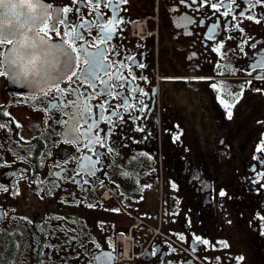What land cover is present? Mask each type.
Segmentation results:
<instances>
[{
	"label": "flooded vegetation",
	"instance_id": "flooded-vegetation-1",
	"mask_svg": "<svg viewBox=\"0 0 264 264\" xmlns=\"http://www.w3.org/2000/svg\"><path fill=\"white\" fill-rule=\"evenodd\" d=\"M44 3L103 66L48 96L0 76V264H264V4Z\"/></svg>",
	"mask_w": 264,
	"mask_h": 264
},
{
	"label": "snow or ice",
	"instance_id": "snow-or-ice-1",
	"mask_svg": "<svg viewBox=\"0 0 264 264\" xmlns=\"http://www.w3.org/2000/svg\"><path fill=\"white\" fill-rule=\"evenodd\" d=\"M80 2L83 3L84 0H80ZM99 2L100 0H88V3L97 6ZM112 2L113 0H107L109 4ZM118 2L126 3L127 0H118ZM191 3H197V0H191ZM249 3L251 4L252 0H249ZM255 3L264 4V0H255ZM209 6L219 11L218 4L211 3ZM78 10L77 7L76 11ZM117 11L118 9L114 10V19H118L116 17ZM63 12L68 13L69 7H64ZM223 14L227 15L228 13L224 12ZM248 15L249 18H252L251 13ZM51 18L49 5H46L44 0H0V76L7 75L21 87L27 85L44 96H48L50 92L63 93L64 90L60 88V83L64 80L72 82L73 77H75L78 81L87 82L98 78L96 69L103 66L102 61L97 59L98 55H103L102 53L84 51V67H79L82 50L65 41L64 43L67 44L68 48L76 53L75 58H73L64 48L50 43V33L60 34L55 25L49 26L48 21ZM184 19L188 23L192 22L187 17ZM63 22V20L56 21V23ZM112 22L114 21H109V23ZM69 23H71V19H69ZM109 35H111L110 31L105 33V39ZM139 66L142 67L143 65ZM252 67L254 69L264 68V61H257ZM257 78L264 79V77ZM89 87H93V85L89 83ZM212 87L218 88L219 86L213 84ZM70 92L76 93L77 89L71 88ZM3 115L8 114L3 113ZM228 117H231V112H228ZM4 127L5 124L0 123V129ZM257 151H260V148ZM261 162H264V156L261 157ZM259 175L264 178V173H259ZM261 187H264V184ZM219 195L224 196L226 194L221 191ZM2 218L3 214L0 213V219ZM195 239L202 244L208 243L207 240H201L199 237ZM115 258L112 252L92 250L89 264H115Z\"/></svg>",
	"mask_w": 264,
	"mask_h": 264
}]
</instances>
